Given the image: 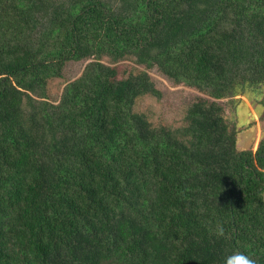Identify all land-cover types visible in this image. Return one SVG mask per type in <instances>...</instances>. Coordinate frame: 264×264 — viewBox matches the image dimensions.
<instances>
[{
  "label": "trees",
  "instance_id": "trees-1",
  "mask_svg": "<svg viewBox=\"0 0 264 264\" xmlns=\"http://www.w3.org/2000/svg\"><path fill=\"white\" fill-rule=\"evenodd\" d=\"M153 67L211 97L181 128L133 111ZM262 85L264 0H0V264H264V138L218 102Z\"/></svg>",
  "mask_w": 264,
  "mask_h": 264
},
{
  "label": "rangeland",
  "instance_id": "rangeland-1",
  "mask_svg": "<svg viewBox=\"0 0 264 264\" xmlns=\"http://www.w3.org/2000/svg\"><path fill=\"white\" fill-rule=\"evenodd\" d=\"M88 62L90 61L67 62L62 77L53 78L47 84L49 99L58 102L64 87L81 75ZM102 63L114 67L120 79L127 77L129 73L136 74L144 70L135 63L133 57L124 58L113 64L104 58ZM146 70L157 92H149L139 97L135 101L133 111L144 115L154 128L183 127L187 108L199 97L211 99L191 85L174 83L163 76L156 67ZM254 88L255 86H252L251 89H245L244 93L229 94L218 100L224 108L228 130L236 134V146L239 151L255 152L260 140L264 138V85L256 87L255 90Z\"/></svg>",
  "mask_w": 264,
  "mask_h": 264
},
{
  "label": "clouds",
  "instance_id": "clouds-1",
  "mask_svg": "<svg viewBox=\"0 0 264 264\" xmlns=\"http://www.w3.org/2000/svg\"><path fill=\"white\" fill-rule=\"evenodd\" d=\"M218 231L222 234L223 227L218 226ZM223 264H256V261L241 252H233L224 258Z\"/></svg>",
  "mask_w": 264,
  "mask_h": 264
}]
</instances>
